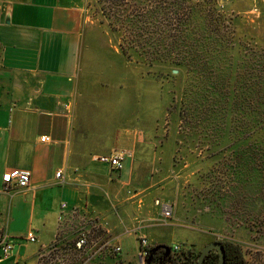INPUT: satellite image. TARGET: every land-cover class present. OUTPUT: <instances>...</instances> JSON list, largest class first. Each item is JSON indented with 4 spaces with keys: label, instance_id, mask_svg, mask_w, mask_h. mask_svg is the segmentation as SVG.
<instances>
[{
    "label": "crops",
    "instance_id": "obj_1",
    "mask_svg": "<svg viewBox=\"0 0 264 264\" xmlns=\"http://www.w3.org/2000/svg\"><path fill=\"white\" fill-rule=\"evenodd\" d=\"M84 4L0 0V189L3 174L30 173L26 190L0 192V229L14 246L7 257L0 253V264H39V256L43 264H62L56 258L64 259L72 247L79 217L97 219L120 248L114 255H96L91 264H138L139 239L147 229L150 249L176 247L168 239V224L155 222L162 207L155 214L146 203L141 206L140 197L152 186L135 188L141 181L130 165L140 137L98 122L88 126L89 112L78 89L88 21ZM41 137L47 141L40 142ZM115 152L125 154L118 173L93 161ZM57 171L62 183L55 179ZM130 206L136 207L131 214ZM29 232L36 243L25 240ZM54 240L56 250H51Z\"/></svg>",
    "mask_w": 264,
    "mask_h": 264
},
{
    "label": "rangeland",
    "instance_id": "obj_2",
    "mask_svg": "<svg viewBox=\"0 0 264 264\" xmlns=\"http://www.w3.org/2000/svg\"><path fill=\"white\" fill-rule=\"evenodd\" d=\"M103 3L106 0L84 4L88 21L78 89L83 109L89 112L88 126L98 122L140 137L142 144L135 148L130 165L141 181L135 188L152 186L144 199L140 197L141 206L146 203L150 212L171 207L168 221L159 214L155 222L168 224V239L178 253L196 254L205 244L220 240L237 245L244 264H264V166L248 161L252 144L264 132L220 145H205L198 130L190 133L188 142L183 139L180 101L193 83L192 72L163 60L169 39L156 34L147 46L149 60L129 51L127 61L118 48L127 38L110 32L100 11ZM218 6L231 20L237 39H252L256 47H264V0H218ZM135 209L130 206L128 213ZM150 236L147 229V239Z\"/></svg>",
    "mask_w": 264,
    "mask_h": 264
},
{
    "label": "trees",
    "instance_id": "obj_3",
    "mask_svg": "<svg viewBox=\"0 0 264 264\" xmlns=\"http://www.w3.org/2000/svg\"><path fill=\"white\" fill-rule=\"evenodd\" d=\"M100 11L110 32L126 36V45L118 48L127 61L129 51L147 61L149 39L156 34L169 39L163 60L192 72L193 83L180 101L187 142L195 130L205 145L264 132V47L236 38L218 0H106ZM251 150L249 164L264 166V137L254 141ZM228 243L238 255L234 264H244L239 247ZM170 251L168 264H184L190 255ZM158 257L150 264H159Z\"/></svg>",
    "mask_w": 264,
    "mask_h": 264
},
{
    "label": "built area",
    "instance_id": "obj_4",
    "mask_svg": "<svg viewBox=\"0 0 264 264\" xmlns=\"http://www.w3.org/2000/svg\"><path fill=\"white\" fill-rule=\"evenodd\" d=\"M46 137H41L40 142H46ZM125 154L122 152H115L107 156L94 157L93 161L101 165H106L111 172L118 173L123 168V161ZM55 179L62 183V172L57 171ZM2 187L0 192L9 194L12 189L26 190L30 183V173L24 170H13L2 175ZM61 209H66V205L62 204ZM172 216V210L169 206H162L160 218L163 222L168 221ZM78 227L76 229L75 241L72 247L68 248L64 259L56 258L62 264H91L96 255L108 253L111 255L117 254L120 248L114 246L111 240L107 237L105 229L98 223L95 218L79 217ZM61 217L58 218V221ZM25 240L30 243H36V237L32 232L25 235ZM58 241L54 240L51 250H56ZM138 264H146V260L150 256V248L146 237L139 239ZM13 243L11 237L4 229H0V253L3 257H7L13 250ZM58 251V250H57ZM178 247L172 248L173 254H179ZM39 264H43L44 256H39Z\"/></svg>",
    "mask_w": 264,
    "mask_h": 264
},
{
    "label": "flooded vegetation",
    "instance_id": "obj_5",
    "mask_svg": "<svg viewBox=\"0 0 264 264\" xmlns=\"http://www.w3.org/2000/svg\"><path fill=\"white\" fill-rule=\"evenodd\" d=\"M210 243H219L222 246L223 254H224V264H234L235 260L238 259V255L235 253V250L229 245V243L227 241L216 240V241H213ZM210 243L205 244L203 247H205L206 245H208ZM203 247L196 254H190L187 257V260L184 264H196L198 261L200 251L203 249ZM156 256L161 257V259H159V264H168L169 263L168 261H166L165 257L161 256V252L157 253ZM171 257L173 258L172 255H171ZM219 260H220L219 253L215 250H211L204 257L202 264H219Z\"/></svg>",
    "mask_w": 264,
    "mask_h": 264
},
{
    "label": "water",
    "instance_id": "obj_6",
    "mask_svg": "<svg viewBox=\"0 0 264 264\" xmlns=\"http://www.w3.org/2000/svg\"><path fill=\"white\" fill-rule=\"evenodd\" d=\"M174 73H176V71H174ZM211 250H215V251H217L219 253V255H220L219 264H224L223 249H222V246L219 243H210V244L206 245L205 247H203V249L200 251V254H199V257H198V261H197L196 264H202L204 257ZM159 252H164V257L165 258L167 256H169L170 253H171L169 247H167V246H163V245L156 246V247H154L152 249V253L150 254L149 258L146 260V264H150V261H151L152 257H154Z\"/></svg>",
    "mask_w": 264,
    "mask_h": 264
}]
</instances>
